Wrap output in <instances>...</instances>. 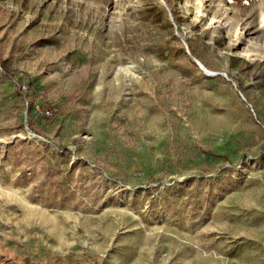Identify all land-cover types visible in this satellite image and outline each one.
Returning a JSON list of instances; mask_svg holds the SVG:
<instances>
[{"label": "rangeland", "instance_id": "rangeland-1", "mask_svg": "<svg viewBox=\"0 0 264 264\" xmlns=\"http://www.w3.org/2000/svg\"><path fill=\"white\" fill-rule=\"evenodd\" d=\"M254 35L264 0H0V264H264Z\"/></svg>", "mask_w": 264, "mask_h": 264}, {"label": "built area", "instance_id": "built-area-1", "mask_svg": "<svg viewBox=\"0 0 264 264\" xmlns=\"http://www.w3.org/2000/svg\"><path fill=\"white\" fill-rule=\"evenodd\" d=\"M35 118L52 115V109L49 107H43L41 105H36L35 109Z\"/></svg>", "mask_w": 264, "mask_h": 264}, {"label": "bare ground", "instance_id": "bare-ground-1", "mask_svg": "<svg viewBox=\"0 0 264 264\" xmlns=\"http://www.w3.org/2000/svg\"><path fill=\"white\" fill-rule=\"evenodd\" d=\"M181 2H184V3H187L188 2V0H180ZM252 39L254 40V41H259V42H261V44L264 46V39H261L259 36H257V35H254V36H252ZM6 85H5V83H3L2 84V86L1 87H5Z\"/></svg>", "mask_w": 264, "mask_h": 264}, {"label": "trees", "instance_id": "trees-1", "mask_svg": "<svg viewBox=\"0 0 264 264\" xmlns=\"http://www.w3.org/2000/svg\"><path fill=\"white\" fill-rule=\"evenodd\" d=\"M5 71H6V73H8V75H9L10 77H12V78L15 79L16 84H17V87L19 88V91H20L22 83L19 81V79H16V78L14 77V75H13L12 73H10V71H9L8 69H5Z\"/></svg>", "mask_w": 264, "mask_h": 264}]
</instances>
